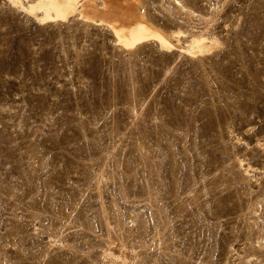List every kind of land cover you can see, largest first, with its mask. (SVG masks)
<instances>
[{
    "label": "rangeland",
    "instance_id": "rangeland-1",
    "mask_svg": "<svg viewBox=\"0 0 264 264\" xmlns=\"http://www.w3.org/2000/svg\"><path fill=\"white\" fill-rule=\"evenodd\" d=\"M28 1L0 0V264H264V0H151L195 56Z\"/></svg>",
    "mask_w": 264,
    "mask_h": 264
},
{
    "label": "bare ground",
    "instance_id": "bare-ground-1",
    "mask_svg": "<svg viewBox=\"0 0 264 264\" xmlns=\"http://www.w3.org/2000/svg\"><path fill=\"white\" fill-rule=\"evenodd\" d=\"M14 1L18 2V0ZM151 3V0H31L28 1L26 8L31 13L41 11L42 16L40 19H45L46 21L51 19L52 22L54 20L62 22L69 15H76L80 17L77 20L82 19L87 24H94L93 26L97 27H108L113 33L116 44L129 53H134L139 47L146 46L152 42H157L167 48L176 45L182 51L187 50L192 56L207 48L209 45L207 41L208 34L206 36L203 32L190 34L185 39L186 46L182 47L180 32H169L155 22ZM135 143L140 148L142 147L138 139ZM236 164L237 167L242 169L246 178L250 177V169L252 168L250 163H245L243 158H238ZM108 251L107 254L127 261V258L123 257L122 254L124 251L123 245L116 252Z\"/></svg>",
    "mask_w": 264,
    "mask_h": 264
}]
</instances>
